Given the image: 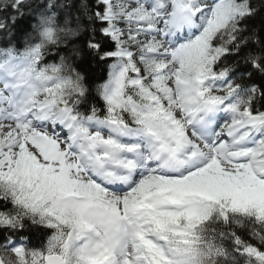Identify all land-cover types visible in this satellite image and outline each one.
Masks as SVG:
<instances>
[{
    "label": "snow or ice",
    "instance_id": "1",
    "mask_svg": "<svg viewBox=\"0 0 264 264\" xmlns=\"http://www.w3.org/2000/svg\"><path fill=\"white\" fill-rule=\"evenodd\" d=\"M0 264H264V0H0Z\"/></svg>",
    "mask_w": 264,
    "mask_h": 264
}]
</instances>
